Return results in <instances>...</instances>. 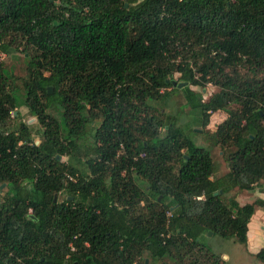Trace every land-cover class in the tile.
I'll list each match as a JSON object with an SVG mask.
<instances>
[{"label":"trees","instance_id":"obj_1","mask_svg":"<svg viewBox=\"0 0 264 264\" xmlns=\"http://www.w3.org/2000/svg\"><path fill=\"white\" fill-rule=\"evenodd\" d=\"M173 91L220 119L225 179ZM263 183L264 0H0V264H224L201 240L247 246L264 201L226 195Z\"/></svg>","mask_w":264,"mask_h":264},{"label":"rangeland","instance_id":"obj_2","mask_svg":"<svg viewBox=\"0 0 264 264\" xmlns=\"http://www.w3.org/2000/svg\"><path fill=\"white\" fill-rule=\"evenodd\" d=\"M23 55L21 53H14L10 56L2 55V60H4L6 67L8 69L13 70L14 75L21 77L26 75V65L23 59ZM180 75L176 74L174 76V80L177 81L179 79ZM187 86V85H186ZM191 90L202 94L203 99L207 100L209 99L215 92L218 91V88L215 86L208 84L205 88L202 86H190ZM183 88H180L179 90H182ZM163 113L165 114L166 121H169L171 119L179 118L178 124L181 126V128L184 130V132L187 134V136L192 139L198 147H204L206 149L211 150L209 147H211V142L213 140V144L215 143V132L217 128L218 116L216 114H212L210 118V124L207 127H204L202 125V119L201 115L199 114V110H191L186 105V99L185 95L181 91H173L171 100L166 106H162ZM18 112L21 114V116L24 118L26 122H29L31 125V129L33 134L37 137V135L40 132V125L36 122V118L31 115L29 112V109L27 107H21L18 109ZM42 132V131H41ZM39 137V136H38ZM38 137L36 138L37 141H39ZM213 158L216 164V175H221V172H224L222 170V166H224V163L226 164L224 157L221 154L220 148L218 146H215L213 151ZM63 162H67V158L62 159ZM221 173V174H220ZM228 175L226 173H223L221 175V179ZM228 177V176H227ZM229 178H227L228 180ZM229 181V180H228ZM230 182V181H229ZM231 183V182H230ZM230 185V184H228ZM240 193L246 194L245 198L242 199L243 203H247L251 201L250 197H248L249 194H247V191H241L238 188H234L229 194H227V197H235L237 198ZM66 198L65 193L60 194L58 197V200L61 202ZM240 203V202H239ZM252 203V201H251ZM201 242L208 247L211 251L214 253L220 254V252L224 251L227 255L231 256L233 259H235L236 264H241L242 262L247 263L248 257L246 255L245 249L243 245L235 243L233 240H224L219 236H211L209 233L205 235ZM148 264H155L151 259H147ZM250 264H262L256 260L255 257L250 258Z\"/></svg>","mask_w":264,"mask_h":264},{"label":"crops","instance_id":"obj_3","mask_svg":"<svg viewBox=\"0 0 264 264\" xmlns=\"http://www.w3.org/2000/svg\"><path fill=\"white\" fill-rule=\"evenodd\" d=\"M214 140H215V138H214ZM215 142H216V140H215ZM215 146L216 145H215V143L213 144V140H212L211 147H209L211 149V151H213ZM220 155H222V153ZM222 170L224 171V172H221L222 174L223 173L229 174V169L225 163H224V166H222ZM221 175L215 174L214 178L215 179L221 178ZM226 176H228V175H226ZM227 186H231V184L227 185ZM247 192H248L247 194H249L248 197H250L252 203H254L257 200L264 201V183L257 185L253 191H247ZM245 195L246 194H244V193H240L238 195V197L236 198L238 203L240 202L239 204L241 206H244L246 204H252L251 201H249L247 203L242 202V199H246ZM247 237H248V244H247V246L244 247V249H245L246 255L249 259H248L247 263L241 261V264H250V258L255 257V255L258 254L264 248V206L259 207L256 210L254 216L251 218L250 223L248 225ZM218 255H221V257L224 261V264H236L235 259H233L231 256L227 255L224 251L220 252V254H218Z\"/></svg>","mask_w":264,"mask_h":264},{"label":"water","instance_id":"obj_4","mask_svg":"<svg viewBox=\"0 0 264 264\" xmlns=\"http://www.w3.org/2000/svg\"><path fill=\"white\" fill-rule=\"evenodd\" d=\"M168 82H170V81H168ZM173 84L176 85V81H173ZM185 85H187V83H180V84H179V88H183ZM49 91L52 92V91H53L52 88H50ZM58 159H61V157H58ZM4 186H5V185H3V187H4ZM209 234H210L211 236L213 235L212 232H209ZM146 264H148V261H146Z\"/></svg>","mask_w":264,"mask_h":264}]
</instances>
